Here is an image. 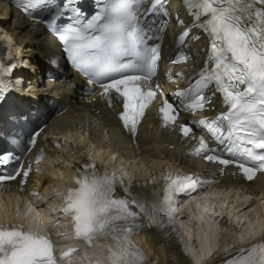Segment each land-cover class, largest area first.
<instances>
[{"label":"snow or ice","instance_id":"obj_1","mask_svg":"<svg viewBox=\"0 0 264 264\" xmlns=\"http://www.w3.org/2000/svg\"><path fill=\"white\" fill-rule=\"evenodd\" d=\"M96 3V15L87 22L78 0H20L17 6L29 16L37 10L49 13L50 18L38 22L63 44L89 84L102 90L100 97L109 107L113 101L122 105L119 120L135 137L146 110L165 97L153 77L161 59L158 41L166 30L167 21L162 19L168 15L166 0ZM185 4L193 16L191 27L206 34L209 48L195 83L174 92L173 98L192 115L209 109L217 93L224 107L214 117L196 121V127L201 129L197 139L193 127L177 124L180 110L165 97L157 106L161 126L178 127L184 137L197 140L192 154L217 165L220 175L234 166L244 179L252 181L257 173H264V0H185ZM67 13L68 21L58 23ZM189 32L190 27L178 35V45H185ZM180 59H187V54ZM177 62L175 58L171 60ZM10 71L9 66L0 63V73L7 75ZM168 79L172 81L173 75L169 74ZM8 92L7 82L0 81V106L7 101ZM43 132L44 127H36L24 138L0 129V140L12 145L0 151V189L15 181L23 190L32 172V162L25 165L23 156L36 146ZM41 159L42 155L35 163ZM74 173L75 187L58 193L63 203L60 212L71 221L74 239L82 241L87 249H93V242L101 237L108 238L107 245L93 253V264H100L102 259L107 264H147L146 256L132 239L144 228L167 229L183 242L176 227V197L195 199L193 193L212 183L191 174L161 173L148 182L163 181L162 186L145 195L132 193L133 185L126 184L115 172L101 174L94 162L74 169ZM117 184L123 188L124 197L116 196ZM30 195L37 197L39 193L33 189ZM209 213L210 208L205 206L199 218L206 220ZM16 215L19 218V206ZM24 219L28 221L27 228L23 224L0 223V264H65L71 260L77 249L69 248L59 258L56 256L53 240L43 234V218L31 201L25 205ZM257 236L260 243L242 249L240 256L226 264H264V225L259 220L249 223L239 239L244 242ZM244 251L247 255H243Z\"/></svg>","mask_w":264,"mask_h":264},{"label":"bare ground","instance_id":"obj_2","mask_svg":"<svg viewBox=\"0 0 264 264\" xmlns=\"http://www.w3.org/2000/svg\"><path fill=\"white\" fill-rule=\"evenodd\" d=\"M174 1L170 3L171 11L177 13L182 10L175 6ZM9 0H0V56L11 65H18L19 70L13 80L14 85L9 89L10 98L4 103V108L15 109L19 116L36 118L46 113L49 117L50 112L63 107L64 111L56 112L50 118L44 127L43 134L38 138L34 149L23 156V163H31L32 172L29 181L24 190L37 189L49 192V189H61L64 185L61 182L60 170L71 171L75 166L89 163L91 156L90 150L93 144L100 149L105 150L107 154L114 153V156L126 158L132 162L134 170H131V177H126L133 187L132 193H143L150 195L153 192L154 183H149L150 177H157L169 167V162L176 169H181L191 175L202 179L216 180L218 188L238 187L243 190L245 196H253L258 200L257 212L262 215L264 210V177H258L251 184L243 187L242 177L229 171L224 172L223 178L219 174V168L205 164L199 156L192 154V149L196 145V140L191 137L185 138L178 127L163 128L159 119H149L145 122L141 131L135 138H125L119 122V112L122 111V105L113 101V106L109 107L107 102L99 96V90H94L90 97L77 93V88L83 90V85L78 76L71 70H66L64 63L60 59L55 42L47 35L40 25L33 24L22 17L18 12L10 7ZM183 17L182 13H180ZM184 18L187 27H191L190 21ZM182 27L175 30L173 25L164 33V59L161 64V70L155 84L160 85L164 92L174 93L184 89L193 81L198 71L204 65L206 52L204 50L206 41L190 42L187 44L186 51L188 61L185 65L169 64L168 55L170 54L175 37ZM3 40V41H2ZM5 41V42H4ZM5 43V44H4ZM56 63L57 74L54 83L47 77L49 65ZM36 72L38 78L31 79ZM15 71V70H14ZM173 75V80L169 81L168 75ZM179 74V75H177ZM32 82L34 87L31 91H25V85ZM43 83L44 85H41ZM219 109L220 105L214 103ZM217 111L210 115H215ZM200 116H193V120ZM1 122L5 119L0 117ZM3 125V124H2ZM4 131V127H3ZM67 143V144H66ZM59 144L69 146L65 152H60ZM45 158V164L35 163L37 157ZM58 161H54L57 159ZM38 169V170H37ZM219 176V177H218ZM13 186L4 188L5 192L18 193L16 182ZM15 184V185H14ZM140 184L143 187H137ZM235 189V188H234ZM121 187L117 185L116 196L124 197ZM51 193L55 196L56 193ZM18 196V194H17ZM218 194H212L213 200ZM191 204L186 207L188 220L178 222L183 233V241L191 240L194 233H197L202 227L206 228L207 236L212 234V228L209 224L211 220L210 213L214 212L219 204L213 200ZM32 199H27L30 202ZM254 199L244 197L238 200L240 208L250 204ZM42 206V203L39 202ZM205 206L210 208V213L206 220L199 217ZM137 210V209H134ZM138 211V210H137ZM243 221L236 217L235 222L238 226ZM264 222V221H263ZM240 234L245 232V227L239 228ZM159 232L156 228H144L141 233L132 239L141 249L147 259V264H221L225 259H232L241 255V250H247L251 247L246 241L241 242L239 235L234 238V232L227 236V241L234 243V248L226 257H221L217 252L215 256L205 263L208 258V250L198 256L196 249L187 246L184 249L181 240L174 234H169L168 230ZM68 240L67 237H65ZM229 239V240H228ZM228 244H225L227 246ZM93 245L92 252L96 250ZM247 251H244L246 253ZM152 262V263H151ZM71 264V263H70Z\"/></svg>","mask_w":264,"mask_h":264},{"label":"rangeland","instance_id":"obj_3","mask_svg":"<svg viewBox=\"0 0 264 264\" xmlns=\"http://www.w3.org/2000/svg\"><path fill=\"white\" fill-rule=\"evenodd\" d=\"M36 72H39V71H35V72H33V76L38 78V75H36ZM34 74H35V75H34ZM41 85H44V84L41 83Z\"/></svg>","mask_w":264,"mask_h":264}]
</instances>
